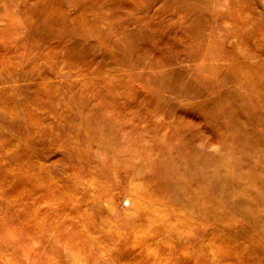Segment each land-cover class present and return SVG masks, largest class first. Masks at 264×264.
<instances>
[{
  "label": "rangeland",
  "instance_id": "rangeland-1",
  "mask_svg": "<svg viewBox=\"0 0 264 264\" xmlns=\"http://www.w3.org/2000/svg\"><path fill=\"white\" fill-rule=\"evenodd\" d=\"M240 157L264 0H0V264H264Z\"/></svg>",
  "mask_w": 264,
  "mask_h": 264
},
{
  "label": "bare ground",
  "instance_id": "bare-ground-1",
  "mask_svg": "<svg viewBox=\"0 0 264 264\" xmlns=\"http://www.w3.org/2000/svg\"><path fill=\"white\" fill-rule=\"evenodd\" d=\"M224 107H228L227 105H225L224 104V106L222 107L223 108V110H224ZM239 107V106H238ZM240 109H242V113H241V116L243 115V116H245L246 117V115H249V113H248V111H247V105L245 104H243L242 103V105L239 107ZM235 109H237V106H236V108ZM235 111V110H234ZM219 113L218 112V110L216 111H214V113ZM226 114L228 115V122H229V126H231V124H232V122H237V120H236V115H233V113L231 112L230 113V109H229V107L227 108V112H226ZM226 124V123H225ZM246 130L244 129L242 132H240V131H238L239 133H237L236 131L234 132V131H232L231 130V132H230V134H231V136L232 137H234L236 140H233L234 141V143L235 142H238V141H240L241 140V137L243 136V133L245 132ZM255 133V132H254ZM249 135V134H248ZM257 137H260L258 134L256 135ZM239 148V147H238ZM238 148H236V149H238ZM241 148H243V147H241ZM242 151H243V149H242ZM237 150H235V149H233V153H234V155H236L237 153ZM239 158V157H238ZM240 161H241V165H240V168H241V171H242V173H243V176H248V177H251L254 181L255 180H259V182H260V185H258V186H256L255 188H254V193L256 194V199L258 200V197H261V195L260 194H262V192H261V189L263 188L264 189V178H263V176H261L259 173H257L256 171H253V172H251L250 170H248V169H246L245 167V165H244V163H243V159H242V157H240V159H239ZM263 167H264V165H263ZM222 175V174H221ZM216 180H219V179H221V176L220 175H218V176H216ZM175 179V178H174ZM224 179V178H223ZM223 179H221L222 180V184H223V187L225 186V184H224V182H223ZM176 180V179H175ZM220 186H221V184H220ZM202 187H204V186H202ZM223 187H221L220 188V194H221V192H222V189H224ZM226 187V186H225ZM227 188V187H226ZM234 190H235V192H233V193H235L236 195H238V192H240L241 190H243V188H244V190L246 191V189H249V187L247 186V187H243V185H241L240 183H235V185H234ZM228 189V188H227ZM251 191H253L252 190V188H251ZM223 193V192H222ZM258 193H260L259 195H258ZM246 195V194H245ZM226 196V195H225ZM247 196V195H246ZM228 197H230V196H226L225 198H228ZM235 198V197H234ZM249 198V197H248ZM246 201H248V199L246 198ZM259 203V202H258ZM260 203H261V201H260ZM240 204H242V203H238V206L240 205ZM243 208V207H242ZM241 208V209H242ZM247 207H245V208H243L242 210H236V213L238 214V215H240L241 217H243L244 219H246V220H253V219H255L256 221H254L252 224L254 225V226H257L258 227V229H260V226L262 227V228H264L262 225V222H263V218H262V216H260V219H259V216L257 217V218H254L253 216L251 217H249V209H246ZM248 210V211H247ZM264 247V243L262 244V248ZM261 248V249H262Z\"/></svg>",
  "mask_w": 264,
  "mask_h": 264
}]
</instances>
